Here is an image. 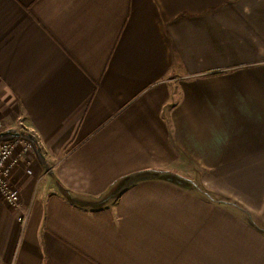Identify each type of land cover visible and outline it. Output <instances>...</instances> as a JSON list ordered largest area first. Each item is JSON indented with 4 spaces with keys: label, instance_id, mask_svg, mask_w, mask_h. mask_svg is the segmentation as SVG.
<instances>
[{
    "label": "crops",
    "instance_id": "0c3cea01",
    "mask_svg": "<svg viewBox=\"0 0 264 264\" xmlns=\"http://www.w3.org/2000/svg\"><path fill=\"white\" fill-rule=\"evenodd\" d=\"M23 126L0 264H264V0H0Z\"/></svg>",
    "mask_w": 264,
    "mask_h": 264
},
{
    "label": "built area",
    "instance_id": "2783aa9c",
    "mask_svg": "<svg viewBox=\"0 0 264 264\" xmlns=\"http://www.w3.org/2000/svg\"><path fill=\"white\" fill-rule=\"evenodd\" d=\"M15 133H8L5 136L3 135L0 137V193L8 204L15 207H19L21 199L20 191L17 187H15L9 182L8 176L11 167L17 161V158L14 156V153L21 136L23 134H27V137H34L30 135V130H28L27 127L24 126L22 127V130H20V132H17L16 134ZM27 144L29 146V143ZM20 219L22 223H25L26 214L20 217Z\"/></svg>",
    "mask_w": 264,
    "mask_h": 264
}]
</instances>
